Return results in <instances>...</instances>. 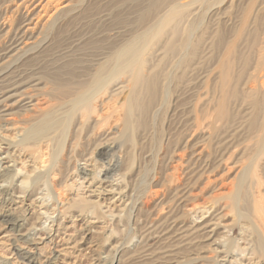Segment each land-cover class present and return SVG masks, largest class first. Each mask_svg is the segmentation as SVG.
<instances>
[{
    "label": "bare ground",
    "instance_id": "1",
    "mask_svg": "<svg viewBox=\"0 0 264 264\" xmlns=\"http://www.w3.org/2000/svg\"><path fill=\"white\" fill-rule=\"evenodd\" d=\"M85 1L0 0V33L3 32L0 106L5 107L4 111L0 110V250L10 254L7 257L0 255V264H130L131 260L154 264L152 253H137L130 257L125 249L132 244L138 248L139 244L156 242L154 239L178 230L174 237L181 240L179 242L187 249L197 248L189 254V264H264L263 238L246 242L243 238L230 236L234 225L244 226L249 218L250 212L240 208V194L244 192L246 199L254 200L253 204L258 197V179L243 182L247 167L237 168L230 185H225L222 192L214 195L215 199L228 200L222 210L229 208L231 213L234 212L230 225L221 226L215 215L208 216L212 207L194 205L187 208L186 203L194 198L189 186L190 174L194 184L220 164L229 171L228 160L235 151L234 142H231L224 144L227 147L222 148L219 156L210 158L205 154L206 150L199 142L211 139V133L197 131L210 126L204 115L196 114L186 122L178 120L175 127L170 125L171 119L178 114V107L183 104L181 94L169 95L171 77H178L184 88L186 71L191 63L198 65L200 62L194 61L196 50L187 53L186 50H168L167 46L171 45L176 29L185 30L187 25H193L197 12L192 5L196 0H150L151 3L145 9L142 7L144 11L138 14L140 29L137 16L130 22L134 25L127 39L113 42L103 56L93 59L91 70H94L89 78L77 82L76 87L63 90L65 96L60 106L50 100L35 99L32 93L14 92L13 88L25 79L16 73L13 61L22 51H44L50 45V38L42 37L43 30L62 16L68 20L78 18L85 12ZM5 3L14 5L6 7L3 6ZM206 12L208 17L216 14ZM258 56L259 62L264 61V37ZM181 64L185 65L181 67ZM263 71H258L256 79L261 80L258 86L264 102ZM248 85L249 90L254 91L256 85ZM121 95L124 98L119 104L116 99ZM12 98L15 99L12 106H17L19 114L25 115L24 126L11 122L13 118L7 112L10 105L6 102ZM110 100L117 101L112 110L119 115L112 125L110 105L104 106ZM224 108L220 102L214 107L217 118L226 116ZM136 109H143L149 116L148 125H153L154 117L163 109L166 120H170L166 122L168 127L161 138L165 151L157 161L158 167H154L159 169L160 179L156 176L152 179L154 185L144 186L145 201L138 198V181H144L140 160L146 154L139 150L129 160L119 141V137L127 135L131 129L129 115L135 114L136 111H132ZM118 119L122 129L118 128ZM84 129L87 133L82 135ZM234 129L232 132L238 135L241 127ZM260 130L256 141L260 150L257 152L264 151V122ZM63 133V150L56 164L52 154ZM2 144L7 146L6 150H2ZM94 151L99 154L98 158L93 156ZM135 157L138 158V171L132 180L128 176L134 173ZM29 160L31 165H28ZM192 163L195 166L190 170ZM54 180L59 181L58 185ZM221 228L223 230L219 231ZM117 235L122 236L111 241ZM100 236L106 240V251L97 241ZM172 254H175L174 250H171ZM85 256L90 260L80 262ZM168 264L181 262L176 260Z\"/></svg>",
    "mask_w": 264,
    "mask_h": 264
},
{
    "label": "rangeland",
    "instance_id": "2",
    "mask_svg": "<svg viewBox=\"0 0 264 264\" xmlns=\"http://www.w3.org/2000/svg\"><path fill=\"white\" fill-rule=\"evenodd\" d=\"M151 1L153 2L154 0ZM151 1L86 0L84 3L85 12L83 11L78 18L68 20V17L62 16L58 21L49 24L47 29L43 30L42 37H44V35L48 36L50 38V45L42 52H40L41 50L36 52L35 49L30 50V52L22 51L18 55V59H15L13 61L14 63L12 62V65L16 66V73L21 74L24 76L22 79H25L21 81L16 88H13L14 92H23L25 94L32 93V97L35 99L41 98L50 100L54 102V104L60 106L61 102L64 101H61V99L65 96L63 90L65 91L68 87H76L78 86L76 85L77 82H82V80L89 78V75H91L94 70H91L93 59L98 58L101 54L103 56L107 50H110L113 42L117 43L122 39H127L129 30L131 26L134 25V23L130 22L136 19L137 16L138 30L140 29L139 15L144 11H142V7L145 9ZM262 1L264 0H196L192 5L194 12H197L196 18L194 17L193 25H187L189 27L186 26L185 30L176 29L171 45H168L167 49H178V51L181 52L186 50L187 53L196 50L197 56L194 58V61L200 62L198 65L196 63L192 65L191 63L189 69L186 71L184 88L180 86L178 77H171L172 82L169 86V95L171 94L173 97V95L181 94L182 98L180 101L183 104L178 107V114L171 119V121H173L172 123L170 122V125L175 127L178 125V120L186 122L187 120L193 119L196 114L199 116L204 115V118L210 121V126L203 129L204 131L200 129H197V131L199 133L205 131L211 133V139H202L199 142V144L204 146V150H206L205 154H207V156L209 154V157L213 158L219 156L223 152L222 148L227 147L225 145L234 142L235 146V151L228 160V164L230 165L229 171L225 169L224 164H220L211 172L208 171V174L202 175L194 184V179L190 174L191 183L189 182V186L192 193L194 192V198H191L186 203L187 208L194 205L212 207V209L209 210L210 213H208V216H211V214L212 216L215 215L216 221L220 222L221 226L230 225L234 212L231 213L229 208H224L222 210L228 200L226 198L215 199L214 195L222 192L225 185H230V182L233 181V173H235L237 168L247 167L248 173L243 182L246 184L248 179L251 180L254 178L252 182L258 179L259 185L256 188V190H258V197L253 204L254 200L246 199L244 197V192L240 194V208L250 212L249 218L246 219L247 224L244 226L234 225L231 229L230 236L238 239L243 238L246 242L248 240L251 242V239H255L256 237L263 238L262 245L264 248V237L261 233L263 232L264 234V151L257 152L260 150V147L256 142L258 140V135L261 134V124L264 122L262 121L264 113L263 94L260 92L261 89L259 90L260 87L258 86L261 80L259 79L258 81L256 79L258 71L260 72L261 69L264 70V61H258V52L262 47L264 37V3H262ZM10 3H5L3 6L7 7L9 5H14ZM78 9L79 7L76 8V10ZM207 10L209 15L215 12L216 14L212 17H208ZM2 33H0V41L3 39ZM197 57L198 59H196ZM27 58L30 60H27ZM59 58H61V60H59ZM184 65L185 64H181V67ZM252 74L254 75L251 76ZM25 76L28 77L25 78ZM205 76H207V79L204 78ZM36 80L39 81V83L36 82ZM248 84H250V86L256 85L255 89H253L254 91L249 90ZM12 87H15V85H12ZM45 88L46 90H44ZM159 95L157 98H159ZM123 98L124 96L121 95L116 100L120 104ZM14 100L15 99L12 98L6 102V105H10L9 111L7 112L9 113V117L13 118L11 121L12 123L16 122L17 125L24 126L23 117H25V115L19 114V108L17 106H12ZM117 101L110 100L104 104V106L110 105L111 109H106L110 111V116H112V119L110 118L111 125L113 124L112 121L114 122L119 116L112 110L113 105L116 106L115 103ZM219 102L220 105H224L226 116H219L217 118L213 109ZM162 108H165V106L162 105ZM0 110H5L4 105L0 106ZM132 112H135L136 115L134 113L132 116L129 115L131 129L126 133L127 135L119 137V141L122 143V148L127 151L129 160H131L130 157H132V155L136 156L139 150L146 154L143 155L140 160L144 181H138L140 185H138V198L140 200L144 199L145 201L147 199L145 187L154 185L155 180L152 181V179L156 176L160 179V177H158L160 176L159 169H155L154 167H158L156 166L157 161L162 157L165 151V147L161 143V138L166 131V127H168L166 122L168 123L170 120H166L164 109L159 112V115L157 114L154 117L153 125H148L149 116L143 112V109H136ZM117 123L118 128L122 129L123 125L121 120ZM215 124L218 125L215 126ZM237 126H240L241 130L238 135H235L233 130H235L234 128ZM188 127L190 126L188 125ZM118 128L117 130H119ZM225 128L227 129L225 130ZM85 133H87V129L83 130L82 135ZM68 135H70V133H68ZM64 141L65 135L63 133L52 154L56 164L58 157H60L62 153ZM6 149L7 146L2 144V150ZM93 156L99 157L97 151L93 152ZM133 159L135 160L134 173L132 172V174L128 176L132 180L135 178L134 176L137 175L138 171V158L135 157ZM31 163L32 162L29 160L28 165H31ZM189 163H191V161ZM79 164L81 165L82 162H79ZM189 166L191 170V167L195 166V164L192 163V165L190 164ZM209 178H211V180ZM53 182L56 185L59 183L58 180H54ZM253 207L257 209L254 210ZM0 209L2 210V207H0ZM222 230L223 228L219 229V231ZM1 231L2 227L0 226V234ZM179 231L180 230L171 235L161 236L158 239L156 238L154 239L157 240L156 242L144 243L143 245L139 244L138 248L137 245L132 244L133 246L130 245L125 249L128 252L127 256L130 254V257H134L136 256L134 254L137 253L138 255L152 253L155 258V260H153L154 264H168V262L176 260L181 262V264H189L190 262H187L190 258L189 254L195 252L197 248L194 247V250H190L187 249L184 243L179 242L181 240H177V237H174ZM121 236L122 235L114 236L111 238V241L115 239L117 241ZM97 241L103 245L102 250L106 251L104 248V246L107 245L104 243L106 240L100 236ZM171 250H174L175 254L171 255ZM0 255L7 257L10 254H8L7 250H0ZM85 257H83L80 262L86 263L90 260L88 256ZM130 264H141V261L136 262L135 260H131Z\"/></svg>",
    "mask_w": 264,
    "mask_h": 264
}]
</instances>
